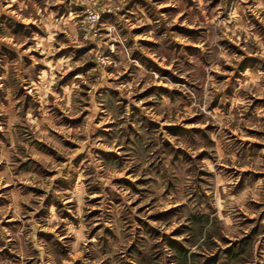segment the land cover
<instances>
[{"label": "rangeland", "instance_id": "374dc122", "mask_svg": "<svg viewBox=\"0 0 264 264\" xmlns=\"http://www.w3.org/2000/svg\"><path fill=\"white\" fill-rule=\"evenodd\" d=\"M0 264H264V0H0Z\"/></svg>", "mask_w": 264, "mask_h": 264}]
</instances>
